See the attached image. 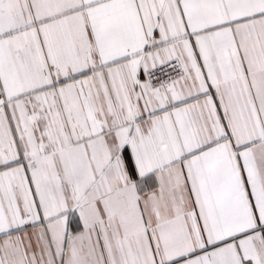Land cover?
<instances>
[{"label":"snow or ice","instance_id":"1","mask_svg":"<svg viewBox=\"0 0 264 264\" xmlns=\"http://www.w3.org/2000/svg\"><path fill=\"white\" fill-rule=\"evenodd\" d=\"M0 264H264V0H0Z\"/></svg>","mask_w":264,"mask_h":264}]
</instances>
